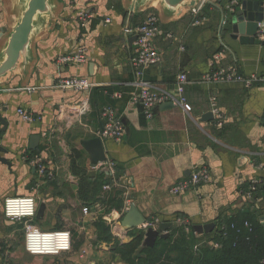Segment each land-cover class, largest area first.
Here are the masks:
<instances>
[{
  "label": "crops",
  "instance_id": "0c3cea01",
  "mask_svg": "<svg viewBox=\"0 0 264 264\" xmlns=\"http://www.w3.org/2000/svg\"><path fill=\"white\" fill-rule=\"evenodd\" d=\"M233 1L206 0L197 15L190 11L176 18L157 3L133 14L130 0H59L55 21L33 41L29 66L0 81V113L9 124L4 132L0 125V145L6 149L0 155L11 162L0 161V264H130L114 253V240L126 243L142 233L144 240L146 224L153 220L154 228L171 223L161 231L169 237L177 226L185 227L197 245L216 243L224 220L251 218L264 224V83L202 81L213 63L237 67L246 76L264 74V45L241 43L231 17L243 0ZM85 6L94 16L82 25L77 14ZM9 8L8 0H0V26L13 24ZM149 13L159 17L155 43L161 61L148 67L143 78L158 89H171L177 76L186 73L189 112L162 103L148 119L141 105L129 104L136 88L130 61L135 34L126 29L142 24ZM261 30L258 37L264 40ZM81 47L86 48L85 62L58 61ZM217 54L221 57L215 60ZM73 76L88 79L92 87L77 91L58 85ZM107 104L125 123L121 141L100 136ZM214 104L222 113L221 125ZM19 108L36 120L23 121ZM206 112L213 117L202 120ZM33 134L40 135L34 150ZM97 137L107 159L92 166L82 140ZM78 166L86 169L90 181L97 176L105 180L98 198H92L90 188L85 191L88 200L83 199ZM201 168L210 172L209 181L172 192ZM110 193L116 198L112 206L103 199ZM19 195L34 196L38 211L43 205L34 219L39 227L71 231L70 251L53 256L27 252L24 222L9 220L3 211L4 200ZM132 205L146 222L129 229L122 221ZM210 223L216 225L210 233L194 229Z\"/></svg>",
  "mask_w": 264,
  "mask_h": 264
},
{
  "label": "built area",
  "instance_id": "2783aa9c",
  "mask_svg": "<svg viewBox=\"0 0 264 264\" xmlns=\"http://www.w3.org/2000/svg\"><path fill=\"white\" fill-rule=\"evenodd\" d=\"M77 1V0H72ZM206 0H203L199 6L193 8L191 13L198 14ZM236 0L232 3L235 4ZM82 25H85L94 16V14L85 7L80 8L77 14ZM110 18H106L105 22H110ZM160 30L159 17L155 13H149L142 24L135 28H127L126 32L135 34L137 37L134 41L133 52L131 56V66L135 73L136 80L134 82L136 88L130 97L129 104L132 106L143 107L146 118L152 119L154 111L162 103L172 102L181 105L187 112L192 110L191 104L187 102L185 97V86L187 83V75L182 72L177 76L174 87L171 89H158L154 83L143 78L145 70L161 61V56L156 48V38ZM261 37L264 31L261 30ZM223 53V51H222ZM221 54L215 56L218 60ZM60 63L80 64L86 61V48L81 47L74 54H68L58 59ZM203 82L207 83H224V82H243L246 86H250L255 82L264 83V74H251L246 76L240 73L239 68L230 66H218L213 63L209 72L203 75ZM59 86L66 89L77 91L86 90L92 87V82L86 78L73 76L62 78L59 80ZM120 93L115 96L120 97ZM213 112L218 119V125L222 124V113L217 105L214 104ZM18 113L22 120L28 123L34 122L36 118L30 112L23 108L18 109ZM103 128L100 130V136L104 139H113L121 141L126 134V126L118 113L117 109L112 105H105L102 109ZM114 165V164H111ZM210 172L206 168L194 171L191 176L180 181L172 187L175 194L184 192L190 188L197 187L203 182L209 181ZM106 185L105 188H109ZM252 189L255 186L252 185ZM3 211L5 216L11 221H21L25 225V248L28 253L37 256H53L68 252L72 248V233L68 229L46 230L39 227L34 219L38 211V201L34 196H10L4 200ZM84 212L88 213V208H84ZM156 220L150 221L146 226H154ZM246 225L248 223L246 222ZM145 227V226H144ZM214 247L220 246L218 242L211 244ZM198 245L194 248L197 250Z\"/></svg>",
  "mask_w": 264,
  "mask_h": 264
},
{
  "label": "water",
  "instance_id": "95a60500",
  "mask_svg": "<svg viewBox=\"0 0 264 264\" xmlns=\"http://www.w3.org/2000/svg\"><path fill=\"white\" fill-rule=\"evenodd\" d=\"M10 2V15L13 24L10 22L1 23L0 26V81L12 74L16 70L25 69L29 66L33 58L32 44L41 30H44L48 24L55 21V16L59 7V0H8ZM203 0H130V13L138 14L141 7L151 4H160L167 14L179 18L186 12L199 6ZM233 30L240 34L242 44L264 45V40L258 37L261 28H264V2L243 0L240 7L233 13L232 17ZM11 21V22H12ZM11 24V25H8ZM262 24V27H261ZM134 35V39H136ZM165 104L174 105L166 102ZM213 117L212 112H206L202 120H209ZM1 132L8 128V120L0 113ZM40 141L39 134H33L30 140L32 150L38 147ZM84 148L89 152L92 166H97L106 161V154L103 143L100 138L82 140ZM6 149L0 145V152ZM0 161L11 165L4 156L0 155ZM43 210V205L39 208L38 213ZM264 222V216L261 217ZM123 225L127 228L142 226L146 222L137 210L135 205L123 218ZM171 223H162L159 228L149 226L145 232L143 247H154L158 240L168 238L170 233L166 231ZM215 224L195 225L197 233H210L215 229Z\"/></svg>",
  "mask_w": 264,
  "mask_h": 264
},
{
  "label": "trees",
  "instance_id": "16d2710c",
  "mask_svg": "<svg viewBox=\"0 0 264 264\" xmlns=\"http://www.w3.org/2000/svg\"><path fill=\"white\" fill-rule=\"evenodd\" d=\"M74 156L80 157V152L74 150ZM74 168L76 169V162ZM78 174L83 199L88 200L85 191L88 192L90 188L93 191L92 198H98L105 182L99 180L102 176L90 181L82 166H78ZM114 195L106 194L103 198L108 206L115 203ZM222 224L223 227L214 238L220 244L218 247L204 242L198 244L195 250L196 240L187 236L185 227L177 226L170 237L161 239L154 247H142V233L126 243L115 239L113 251L130 264H264V224L251 218H243L239 222L224 220Z\"/></svg>",
  "mask_w": 264,
  "mask_h": 264
},
{
  "label": "rangeland",
  "instance_id": "374dc122",
  "mask_svg": "<svg viewBox=\"0 0 264 264\" xmlns=\"http://www.w3.org/2000/svg\"><path fill=\"white\" fill-rule=\"evenodd\" d=\"M0 207H1V202H0ZM222 227H223V225H222ZM222 227H221V228H222Z\"/></svg>",
  "mask_w": 264,
  "mask_h": 264
}]
</instances>
